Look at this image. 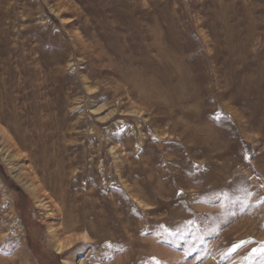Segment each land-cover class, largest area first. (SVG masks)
Segmentation results:
<instances>
[{"label": "rangeland", "instance_id": "obj_1", "mask_svg": "<svg viewBox=\"0 0 264 264\" xmlns=\"http://www.w3.org/2000/svg\"><path fill=\"white\" fill-rule=\"evenodd\" d=\"M260 247L264 0H0V264Z\"/></svg>", "mask_w": 264, "mask_h": 264}, {"label": "bare ground", "instance_id": "obj_2", "mask_svg": "<svg viewBox=\"0 0 264 264\" xmlns=\"http://www.w3.org/2000/svg\"><path fill=\"white\" fill-rule=\"evenodd\" d=\"M60 5V4H59ZM164 228V227H163ZM65 233V232H64ZM83 236V235H81ZM57 237V236H56ZM84 238H86L85 236H83ZM79 239V238H78ZM70 240H72L71 238L67 239V241L69 242ZM86 241V240H85ZM73 243V241H71ZM55 247H56V252H61L63 251V249L65 248V244H64V241L62 242V240L60 239H57L56 238V241L54 243ZM58 254V253H57Z\"/></svg>", "mask_w": 264, "mask_h": 264}, {"label": "snow or ice", "instance_id": "obj_3", "mask_svg": "<svg viewBox=\"0 0 264 264\" xmlns=\"http://www.w3.org/2000/svg\"><path fill=\"white\" fill-rule=\"evenodd\" d=\"M245 242H240V244H237V245H234L233 248L231 249L232 251H235L236 248L240 247L241 244H243ZM252 254H264V247H260V248H257V249H253L252 250ZM250 254V255H252Z\"/></svg>", "mask_w": 264, "mask_h": 264}]
</instances>
